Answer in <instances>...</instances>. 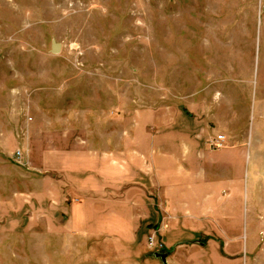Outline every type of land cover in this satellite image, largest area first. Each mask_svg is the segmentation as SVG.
Returning a JSON list of instances; mask_svg holds the SVG:
<instances>
[{"label":"rangeland","instance_id":"374dc122","mask_svg":"<svg viewBox=\"0 0 264 264\" xmlns=\"http://www.w3.org/2000/svg\"><path fill=\"white\" fill-rule=\"evenodd\" d=\"M0 264H264V0H0Z\"/></svg>","mask_w":264,"mask_h":264},{"label":"crops","instance_id":"0c3cea01","mask_svg":"<svg viewBox=\"0 0 264 264\" xmlns=\"http://www.w3.org/2000/svg\"><path fill=\"white\" fill-rule=\"evenodd\" d=\"M221 136L223 137V141L221 143L223 145L225 143V141H226V138H225L224 135H221ZM198 150H200V149H198ZM241 150L242 149H240L238 147L232 148V146H230V147L227 146V147L224 148V146H221V148H219L218 152L220 153L221 151H223V154L220 155V159H223L224 164H226V162H228L229 165H230V167H232L234 164L230 160L231 157H232V153L231 152H234L235 155H236ZM200 153H201V151H199V154ZM212 153H214V152H212ZM208 154H211V152H208ZM228 157H229V159L227 161V158ZM156 163L157 162H155V164ZM179 171H180L181 175L184 176V178L188 181V185L186 187H187V189L190 192H192V195H193V197L195 199H194V201L191 198L185 200L184 197H183L184 196L183 195V191H181L182 190V187H180V185L178 184L179 190H178L177 194L180 195V197H178V195H176V198H180V199H177V201H176L177 205H179L178 207H176L177 208L176 209V212H185L186 211V208L184 207L183 204L186 203V206L188 207V205H190L191 202H194V206L192 208H190V206H189L188 207V211H190L191 209L194 210V211H199L201 214H203L202 217L209 218L208 217L209 216L208 214H210V212H212V209H211L212 206L210 204V202H211V199H210L211 194L208 192V189L210 188L211 185L219 186V188L221 189L223 187V183L221 181H218L217 184H213V179H208L206 177L205 178L200 177L197 180L198 182L201 181V185H200V188H199V186H196V185H194V183H191V180L192 179H195V174L191 173L192 170H189L188 168H183V169H181ZM201 172H202V169H199V171L196 173V175H199ZM202 174H203V172L201 173V175ZM259 175H260V173L254 171L253 175H251V176L252 177H259ZM163 177H164V175L162 174V177L161 178H163ZM160 188H162V186H160ZM191 188H193V189L191 190ZM200 190L203 192V194H205L204 197H203L202 194H201L202 195L201 198H199L197 196ZM222 191H224V190L222 189ZM162 194H163V192H161L160 195H162ZM199 199H201V200H199Z\"/></svg>","mask_w":264,"mask_h":264},{"label":"water","instance_id":"95a60500","mask_svg":"<svg viewBox=\"0 0 264 264\" xmlns=\"http://www.w3.org/2000/svg\"><path fill=\"white\" fill-rule=\"evenodd\" d=\"M53 51L56 52L57 51V46L55 44H53ZM156 256H158L162 262L165 261V258H166V254H156Z\"/></svg>","mask_w":264,"mask_h":264},{"label":"built area","instance_id":"2783aa9c","mask_svg":"<svg viewBox=\"0 0 264 264\" xmlns=\"http://www.w3.org/2000/svg\"><path fill=\"white\" fill-rule=\"evenodd\" d=\"M222 141H223V137L222 136H219V137H217V140H216V142H217V145H216V147H220V145H221V143H222Z\"/></svg>","mask_w":264,"mask_h":264}]
</instances>
